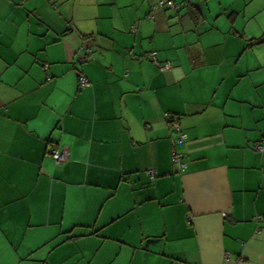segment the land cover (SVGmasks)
Returning a JSON list of instances; mask_svg holds the SVG:
<instances>
[{
	"label": "crops",
	"instance_id": "obj_1",
	"mask_svg": "<svg viewBox=\"0 0 264 264\" xmlns=\"http://www.w3.org/2000/svg\"><path fill=\"white\" fill-rule=\"evenodd\" d=\"M161 1L0 0V264H264V0Z\"/></svg>",
	"mask_w": 264,
	"mask_h": 264
},
{
	"label": "built area",
	"instance_id": "obj_2",
	"mask_svg": "<svg viewBox=\"0 0 264 264\" xmlns=\"http://www.w3.org/2000/svg\"><path fill=\"white\" fill-rule=\"evenodd\" d=\"M162 4H166L170 7H176L177 9V4L172 1V0H168L167 2H162ZM151 57L154 59L156 58V53H152ZM162 68H171V64L168 63L166 65H163ZM79 85L81 88H85L87 86L90 85V81L89 79L85 76V75H80L79 77ZM170 123H169V127L171 129V131H174V132H177L178 133V136H179V142H183L186 138H187V134L185 133V131L182 129L180 123H179V120H178V117L177 116H172L170 118ZM256 149L259 150V151H263L264 150V143H257L256 145ZM52 156L55 160V162L57 163H61V162H64L66 159H67V156L64 152H60L58 150H53L52 151ZM174 161L177 165V167L180 169V170H185L187 168V163L184 159V155L183 153H179L177 151L174 152ZM148 174L150 175L151 179L155 178L156 176V171L155 170H149L148 171ZM255 219L257 221H261L263 220V215H258L255 217Z\"/></svg>",
	"mask_w": 264,
	"mask_h": 264
},
{
	"label": "trees",
	"instance_id": "obj_3",
	"mask_svg": "<svg viewBox=\"0 0 264 264\" xmlns=\"http://www.w3.org/2000/svg\"><path fill=\"white\" fill-rule=\"evenodd\" d=\"M168 0H163V1H161V3H160V5L161 6H166V7H168V8H173V9H175L176 11H178V12H181L182 10H183V7H181V5L178 3V2H176L175 0H172V1H174L178 6H177V9H176V7H170V6H168V5H166V4H162V2H167ZM185 9H186V12H187V14H189L190 16L192 15V17L193 18H196V19H198L199 18V12H197V11H195V9L192 7V4H190V5H186L185 7H184ZM262 42H264V35H262L261 37H259V38H255V39H251V40H249L248 41V45H247V48H251V47H253L254 45H257V44H260V43H262ZM80 77V76H79ZM79 87H80V85H79ZM81 88V87H80ZM166 119H167V123H168V126H169V123H170V118L172 117V116H177L178 117V120H179V123H180V117H179V115H177V114H175V113H171V112H167L166 113ZM257 143H261V142H257ZM256 143V144H257ZM264 143V140L262 141V144ZM255 149H256V146H255ZM257 150V149H256ZM257 151H259V150H257ZM261 152V151H260Z\"/></svg>",
	"mask_w": 264,
	"mask_h": 264
},
{
	"label": "rangeland",
	"instance_id": "obj_4",
	"mask_svg": "<svg viewBox=\"0 0 264 264\" xmlns=\"http://www.w3.org/2000/svg\"><path fill=\"white\" fill-rule=\"evenodd\" d=\"M261 10H262V13L264 14V4H263V6L261 7Z\"/></svg>",
	"mask_w": 264,
	"mask_h": 264
}]
</instances>
